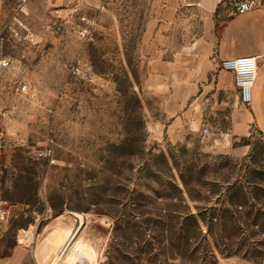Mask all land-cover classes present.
I'll return each mask as SVG.
<instances>
[{
	"label": "rangeland",
	"instance_id": "rangeland-1",
	"mask_svg": "<svg viewBox=\"0 0 264 264\" xmlns=\"http://www.w3.org/2000/svg\"><path fill=\"white\" fill-rule=\"evenodd\" d=\"M174 5L0 0V264H41L61 229L47 264H264V133L231 137L229 93L171 140L167 99L150 89V61L172 55L167 26L190 24ZM181 177L202 235L167 200L186 193Z\"/></svg>",
	"mask_w": 264,
	"mask_h": 264
},
{
	"label": "crops",
	"instance_id": "crops-1",
	"mask_svg": "<svg viewBox=\"0 0 264 264\" xmlns=\"http://www.w3.org/2000/svg\"><path fill=\"white\" fill-rule=\"evenodd\" d=\"M168 13L174 23L189 18L188 26H167L172 43L166 60L150 61V89H161L167 99L166 113L171 118L165 132L177 141L186 128L202 118L201 106L209 100L234 97L230 114L232 138L246 136L253 128L264 133V4L246 14L232 15L227 0H173ZM180 17V18H179ZM169 20V19H167ZM170 22V20H169ZM162 28L149 41L156 43L163 36ZM182 35V43L177 38ZM168 41H170L168 39ZM255 56L257 75L252 88V101L242 105L238 98L234 74L220 68L222 60ZM198 99L194 112L191 100ZM220 109L223 104L217 103Z\"/></svg>",
	"mask_w": 264,
	"mask_h": 264
},
{
	"label": "built area",
	"instance_id": "built-area-1",
	"mask_svg": "<svg viewBox=\"0 0 264 264\" xmlns=\"http://www.w3.org/2000/svg\"><path fill=\"white\" fill-rule=\"evenodd\" d=\"M231 9L232 15L246 14L264 4V0H227ZM78 8L73 9L76 12ZM85 18L82 17L81 21ZM10 61L7 59L0 61V67L7 69L10 67ZM220 68L231 71L234 74L235 85L238 88V98L242 105H247L252 101V88L254 86L257 75V58L255 56H245L234 59L222 60ZM73 73L85 77L87 72L81 67L77 66L73 69ZM29 89L27 85H23L21 90L26 92ZM210 130L205 127L202 131V136L209 135ZM9 217V211L4 204H0V225L5 223Z\"/></svg>",
	"mask_w": 264,
	"mask_h": 264
},
{
	"label": "trees",
	"instance_id": "trees-1",
	"mask_svg": "<svg viewBox=\"0 0 264 264\" xmlns=\"http://www.w3.org/2000/svg\"><path fill=\"white\" fill-rule=\"evenodd\" d=\"M173 183L175 184V186H178V182L176 180V178H172ZM181 181L184 184V186L186 187V193H184L183 191H181L180 189H178L177 187V194L171 197H167V200L170 201L171 203H175V204H181L184 206L183 211L181 212H177V210H175L173 213L175 215H177V218L179 219H183L184 222H187L188 224L190 223L193 228L196 230L198 235H202V231H203V225L206 224V220L204 218V215L201 213V211L198 208V215L193 214L188 207V200L192 201V202H196V198L192 195V193L190 192L189 188H188V183L187 181L181 177ZM211 210L215 211V208L210 207ZM186 230H183V232ZM204 237V235H203ZM186 240V239H185ZM186 242H188V240H186Z\"/></svg>",
	"mask_w": 264,
	"mask_h": 264
},
{
	"label": "bare ground",
	"instance_id": "bare-ground-1",
	"mask_svg": "<svg viewBox=\"0 0 264 264\" xmlns=\"http://www.w3.org/2000/svg\"><path fill=\"white\" fill-rule=\"evenodd\" d=\"M54 230H57V229H54ZM66 233H67V230H65V229L62 230L61 229V230H57L56 232L52 233L51 235H48V234H47V236L44 235L47 238L44 241H41L43 246H42V249H40L38 251V256H39L41 264H47L49 262V258L52 259L54 257V254H55L56 250L58 248H60V246H62L63 242L65 241ZM47 239L48 240L51 239L50 242L52 243L53 247L46 249L47 242L49 243V241ZM22 242L24 244H28L29 243L27 237H25V238L23 237ZM43 249H46L45 250L46 252L43 251ZM44 252L47 253V254L44 255Z\"/></svg>",
	"mask_w": 264,
	"mask_h": 264
}]
</instances>
